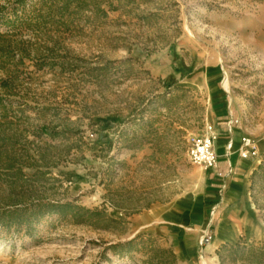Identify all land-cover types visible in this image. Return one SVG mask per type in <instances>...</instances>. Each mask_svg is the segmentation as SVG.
Here are the masks:
<instances>
[{
	"label": "rangeland",
	"instance_id": "obj_1",
	"mask_svg": "<svg viewBox=\"0 0 264 264\" xmlns=\"http://www.w3.org/2000/svg\"><path fill=\"white\" fill-rule=\"evenodd\" d=\"M0 264H264V0H0Z\"/></svg>",
	"mask_w": 264,
	"mask_h": 264
},
{
	"label": "built area",
	"instance_id": "obj_2",
	"mask_svg": "<svg viewBox=\"0 0 264 264\" xmlns=\"http://www.w3.org/2000/svg\"><path fill=\"white\" fill-rule=\"evenodd\" d=\"M239 154L243 159L248 155H256V145L249 138H242ZM187 157L190 163L204 167L205 169H215L217 167L216 154L209 138L195 139L187 150ZM229 172V170H227Z\"/></svg>",
	"mask_w": 264,
	"mask_h": 264
},
{
	"label": "crops",
	"instance_id": "obj_3",
	"mask_svg": "<svg viewBox=\"0 0 264 264\" xmlns=\"http://www.w3.org/2000/svg\"><path fill=\"white\" fill-rule=\"evenodd\" d=\"M230 131V130H229ZM256 150H257V154H258V150H259V143H256ZM253 159H255V158H251L250 160H253ZM244 161H248V160H244ZM227 162H226V160H222L221 161V163H219L218 164V166L215 168V169H213V170H211L212 171V175H213V178H215V179H223L224 177H225V174L227 173V169H226V167H227ZM241 166V168H244V169H246L247 168V164H241L240 165ZM254 167H252V169H253ZM219 182V181H218ZM237 187L235 188V190H237L238 192L240 191L239 189L241 188L240 186H238V185H236Z\"/></svg>",
	"mask_w": 264,
	"mask_h": 264
},
{
	"label": "bare ground",
	"instance_id": "obj_4",
	"mask_svg": "<svg viewBox=\"0 0 264 264\" xmlns=\"http://www.w3.org/2000/svg\"><path fill=\"white\" fill-rule=\"evenodd\" d=\"M230 148H231V145L228 144L227 147H226V151H227V152H230Z\"/></svg>",
	"mask_w": 264,
	"mask_h": 264
},
{
	"label": "trees",
	"instance_id": "obj_5",
	"mask_svg": "<svg viewBox=\"0 0 264 264\" xmlns=\"http://www.w3.org/2000/svg\"><path fill=\"white\" fill-rule=\"evenodd\" d=\"M250 250L252 251V248L250 247ZM260 255H263V254H260Z\"/></svg>",
	"mask_w": 264,
	"mask_h": 264
}]
</instances>
